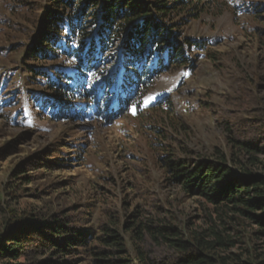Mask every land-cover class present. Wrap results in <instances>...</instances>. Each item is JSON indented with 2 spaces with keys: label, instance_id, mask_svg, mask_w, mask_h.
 <instances>
[{
  "label": "trees",
  "instance_id": "obj_1",
  "mask_svg": "<svg viewBox=\"0 0 264 264\" xmlns=\"http://www.w3.org/2000/svg\"><path fill=\"white\" fill-rule=\"evenodd\" d=\"M202 1L46 0L25 52L32 74L47 83L55 99L40 98L74 121L98 117L107 122L138 111L163 73L188 64L195 48H205V42L182 40L178 33L182 22L198 19ZM172 108L165 99L147 109L157 114L156 124L149 127L158 140L168 137L158 123L181 128ZM261 128L254 138L243 137L249 130L241 124L237 130L229 128L233 135L239 133V138H230L236 150L230 156L216 152L192 160L160 144L167 154L161 161L169 180L179 184L187 198L199 197L212 206L205 226L191 225L190 217L181 219L161 207L147 217L136 208L122 229L103 223L100 228L89 226L85 213L74 209L43 207L23 216L11 210L0 230V264H264V250L245 249L248 256L234 252L245 244L237 230L244 221L257 228L256 239H264V125ZM15 143L0 149V159ZM51 156L37 153L22 162L8 196L16 200L19 189L35 184L43 170H63L74 161Z\"/></svg>",
  "mask_w": 264,
  "mask_h": 264
},
{
  "label": "rangeland",
  "instance_id": "obj_2",
  "mask_svg": "<svg viewBox=\"0 0 264 264\" xmlns=\"http://www.w3.org/2000/svg\"><path fill=\"white\" fill-rule=\"evenodd\" d=\"M47 5L46 0H0V149L17 142L0 159V230L7 211L23 216L43 207L85 213L89 226L97 228L103 223L122 229L136 208L147 217L160 207L181 219L190 217L191 225L208 224L212 206L199 197L187 198L180 185L169 180L161 161L167 154L160 144L165 149L174 147L179 157L196 160L216 152L228 156L236 152L230 138H239V133L229 130H237L240 124L249 130L243 137L260 133L264 125V0H203L198 19L182 22L178 33L182 40L205 42V48H195L188 64L163 73L138 111L107 122L98 117L66 119L41 99L55 98L47 83L32 74L25 52ZM165 99L173 106V117L180 118L175 120L181 128L158 123L168 136L158 140L149 127L156 124L157 114L147 109ZM43 152L51 159L74 161L63 170H43L40 180L21 187L18 198L11 199L15 170ZM237 230L245 244L238 245L235 253L248 256L245 249L264 250V239L253 236L257 228L249 221ZM126 238L132 248L129 235Z\"/></svg>",
  "mask_w": 264,
  "mask_h": 264
},
{
  "label": "snow or ice",
  "instance_id": "obj_3",
  "mask_svg": "<svg viewBox=\"0 0 264 264\" xmlns=\"http://www.w3.org/2000/svg\"><path fill=\"white\" fill-rule=\"evenodd\" d=\"M133 114H134V110H133Z\"/></svg>",
  "mask_w": 264,
  "mask_h": 264
}]
</instances>
